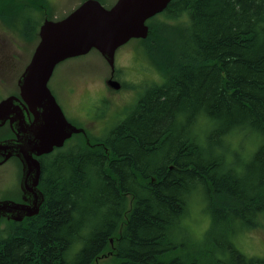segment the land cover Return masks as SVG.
Masks as SVG:
<instances>
[{
  "label": "trees",
  "instance_id": "obj_1",
  "mask_svg": "<svg viewBox=\"0 0 264 264\" xmlns=\"http://www.w3.org/2000/svg\"><path fill=\"white\" fill-rule=\"evenodd\" d=\"M146 23L161 83L104 139L37 158L42 204L0 220V264H203L218 238L227 257L208 264H264L230 242L264 227V0H172ZM196 196L209 230L185 246L175 232Z\"/></svg>",
  "mask_w": 264,
  "mask_h": 264
},
{
  "label": "rangeland",
  "instance_id": "obj_2",
  "mask_svg": "<svg viewBox=\"0 0 264 264\" xmlns=\"http://www.w3.org/2000/svg\"><path fill=\"white\" fill-rule=\"evenodd\" d=\"M86 0H7L0 9V102L16 94L17 80L39 41L38 30L47 19L57 21L70 14ZM104 8H110L116 0H97ZM37 2L43 8H30V3ZM40 9V10H39ZM164 18L158 17L157 20ZM185 15L178 21L168 20L170 26L186 22ZM36 28L33 32L32 29ZM30 37V39H28ZM145 40V39H144ZM142 41L130 40L124 48L136 47L135 58L120 55V49L114 54V73L96 50L86 55L70 58L59 63L49 79L48 88L61 107L66 119L75 127L83 129L86 138L104 139L135 108L145 89L162 81L158 72L142 49ZM106 81L119 83L121 91L113 89ZM71 85L74 91L68 102L66 89ZM90 93L92 100L84 104V113L72 109ZM78 135V134H76ZM72 138V137H71ZM73 137L65 147L81 141ZM88 143V139H86ZM245 143V142H244ZM247 143V142H246ZM246 144H244V148ZM249 147V146H248ZM21 167L11 158L0 165V201L21 200ZM205 202L201 196L194 197L184 218L185 228L175 232V240L186 243L185 246L197 245L209 230L210 221L204 210ZM5 226V223H1ZM236 229V224L233 225ZM236 234V233H235ZM233 235L230 242L236 250L247 257L264 258V227ZM215 235V234H214ZM226 241L218 238L213 245L216 251L206 248L203 264H208L211 257L223 260L227 257ZM209 249V250H208ZM213 251V252H212ZM211 262V261H210Z\"/></svg>",
  "mask_w": 264,
  "mask_h": 264
},
{
  "label": "water",
  "instance_id": "obj_3",
  "mask_svg": "<svg viewBox=\"0 0 264 264\" xmlns=\"http://www.w3.org/2000/svg\"><path fill=\"white\" fill-rule=\"evenodd\" d=\"M171 1L116 0L106 9L97 0H86L64 18L40 25L39 41L17 80L19 98L10 96L0 102V127L8 122L14 136L0 140V165L11 158L20 162L24 202L0 201V219L21 222L38 214L43 196L38 189L37 158L62 148L73 135L84 134L67 121L48 89L55 67L96 50L113 69L115 51L132 39H146V21L162 13ZM108 85L120 88L117 82L108 81Z\"/></svg>",
  "mask_w": 264,
  "mask_h": 264
},
{
  "label": "flooded vegetation",
  "instance_id": "obj_4",
  "mask_svg": "<svg viewBox=\"0 0 264 264\" xmlns=\"http://www.w3.org/2000/svg\"><path fill=\"white\" fill-rule=\"evenodd\" d=\"M113 6V5H112ZM30 8H33V6L31 5V3H30ZM34 9V8H33ZM64 18V17H63ZM47 20V19H46ZM146 25H147V27H148V33H149V24L148 23H146ZM134 40H137V41H140V40H142V39H134ZM129 42V41H128ZM127 42V43H128ZM126 43V44H127ZM126 44H124L123 46H121L122 47V49H121V51H120V55H121V57L122 56H130L131 58L130 59H132V58H135V56H136V54H137V49H135L136 47H127V48H124V46L126 45ZM120 47V48H121ZM120 48H118V49H120ZM117 49V50H118ZM116 50V51H117ZM115 51V52H116ZM102 57V56H101ZM111 69V68H110ZM111 76L110 77H112V75H113V73H114V68L113 69H111ZM108 81H106V83H107ZM16 86H17V84H16ZM121 86V85H120ZM18 89V88H17ZM49 89V88H48ZM50 90V89H49ZM122 89H118L117 90V92H119V91H121ZM73 91H74V88H73V86L71 85V87L70 88H68V89H66V92H67V99H66V102H68L69 100H70V98H71V95H72V93H73ZM50 92H51V90H50ZM51 94L53 95V93L51 92ZM11 96H15V97H17V98H19V90L16 92V94H14V95H11ZM10 97V96H9ZM53 97H54V95H53ZM55 98V97H54ZM89 98H91V100H92V94L90 95V93L87 95V96H85L83 99H81L80 100V103L76 106V107H72V109L74 110V111H76V112H78V113H84L85 112V110H84V104L86 103V102H89L90 100H88ZM56 100V99H55ZM57 103V102H56ZM58 104V103H57ZM60 107V106H59ZM61 108V107H60ZM63 112V111H62ZM64 114V113H63ZM31 119H32V117H31ZM68 121V120H67ZM69 122V121H68ZM70 123V122H69ZM7 128L9 129V126H8V122H6L2 127H0V140H5V139H9V138H12V137H14V136H12V137H6L7 135H5L4 134V131L5 130H7ZM10 130V129H9ZM11 132V131H10ZM13 135V134H12ZM83 137H85L86 138V133H85V131H84V134H81ZM96 145H102V143H98V144H96ZM39 183V182H38ZM20 185V184H19ZM20 193H21V200L19 201V202H16V203H24L23 202V200H22V192H21V190H20ZM27 198V200L28 201H33V197L32 196H27L26 197ZM43 201V200H42ZM1 219H6V218H1ZM0 219V220H1ZM10 221H12V220H10Z\"/></svg>",
  "mask_w": 264,
  "mask_h": 264
}]
</instances>
